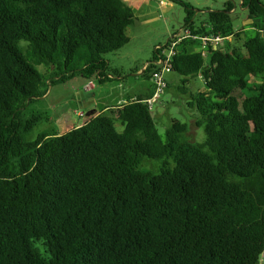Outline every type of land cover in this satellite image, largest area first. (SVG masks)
Segmentation results:
<instances>
[{
	"label": "trees",
	"instance_id": "16d2710c",
	"mask_svg": "<svg viewBox=\"0 0 264 264\" xmlns=\"http://www.w3.org/2000/svg\"><path fill=\"white\" fill-rule=\"evenodd\" d=\"M242 6L252 34L235 29L228 2L198 25L189 13L175 47L181 90L205 82L190 93L206 133L195 143L178 119L164 139L143 96L34 137L42 114L25 118L27 106L48 82L111 79L104 55L129 42L135 13L124 0H0V264H260L264 78L253 80L264 74V1ZM206 35L224 43L196 50ZM156 159L158 172L142 168Z\"/></svg>",
	"mask_w": 264,
	"mask_h": 264
},
{
	"label": "rangeland",
	"instance_id": "374dc122",
	"mask_svg": "<svg viewBox=\"0 0 264 264\" xmlns=\"http://www.w3.org/2000/svg\"><path fill=\"white\" fill-rule=\"evenodd\" d=\"M134 11L135 19L126 29L129 37L123 47L105 54L109 62L108 73L111 79L99 82L96 78L86 79L76 74L65 82H48L47 94L31 102L24 110V117L30 119L34 115L42 114L36 123L34 137L45 130L64 133L69 129L81 125L87 119L84 113L99 111L105 106H116L118 100L129 101L131 95L146 92L151 84L152 75L142 73L144 65L153 60L158 46H163L161 55L169 54L171 40L185 35L189 13H193L192 20L195 24L206 22L209 12L226 8V3L232 2L234 8L230 11L236 30L245 29L246 34L253 33L252 19L249 18L248 8L242 6L243 0H184L191 4L187 8L174 0H124ZM264 1V0H263ZM229 41H239L236 37L228 38ZM195 46L198 51L206 49L202 39ZM169 42V43H168ZM242 44V41H239ZM224 43L223 41L221 44ZM37 68L44 71V65ZM46 71V70H45ZM150 71L147 72L149 74ZM164 78L169 83L158 101L152 105L156 126L165 139L166 131L172 125L173 119L186 122L189 125V138L195 143H203L206 139L204 127L198 126L199 113L189 105L190 93L205 88L203 75L200 74L186 84L184 93L183 77L176 71H167ZM263 75L253 81H262ZM92 84L93 88H87ZM82 102L88 106L82 107ZM159 102V103H158ZM124 126L117 123V129L122 131ZM164 159L144 160L142 168L158 172ZM34 247L45 257L50 258L48 242L36 237L33 239ZM260 264H264V253Z\"/></svg>",
	"mask_w": 264,
	"mask_h": 264
},
{
	"label": "built area",
	"instance_id": "2783aa9c",
	"mask_svg": "<svg viewBox=\"0 0 264 264\" xmlns=\"http://www.w3.org/2000/svg\"><path fill=\"white\" fill-rule=\"evenodd\" d=\"M186 31L187 32L185 33L184 36L190 34V31L188 30ZM181 39L182 37L171 40L169 44V49H170L169 54H167L166 56L161 55V53H163L164 51L163 46H158V49L162 50V52L159 54V58L156 61H154L155 68L152 72V77L154 80L153 81V94L150 98L145 100L151 108H152L153 103L159 100V98L161 97V94L167 87V80L164 78V73L172 70L171 62L175 54V47L181 41ZM200 39H202L205 45H207L208 41H212L216 44V46L224 40V38L221 37L220 35H216V36L206 35V36L200 37ZM147 66L145 67V69L147 68Z\"/></svg>",
	"mask_w": 264,
	"mask_h": 264
},
{
	"label": "crops",
	"instance_id": "0c3cea01",
	"mask_svg": "<svg viewBox=\"0 0 264 264\" xmlns=\"http://www.w3.org/2000/svg\"><path fill=\"white\" fill-rule=\"evenodd\" d=\"M145 67H146V64L144 65V68H143L142 73H144V71H145ZM90 87L93 88L94 86H93L92 84H90V86L87 87V88H90ZM202 90H204V88H203ZM152 94H153V87H152V84H151L150 88H149L146 92H144V93H139V94L135 93V94L131 95V97H130L129 99H135V98H137L138 96H143V97H145V98L148 99L149 97L152 96ZM125 102H126V100H122L121 102H119V100H118V102H117L116 105H121V104H123V103H125ZM158 103H159V102H158ZM81 106H82V107H84V106H88V104L85 103V102H84V103L82 102ZM109 107H111V106H105L104 109H108ZM102 110H103V109H100L99 111L95 110V111H93V112H89V111H88V113H84V110H83V111H80V113H81L82 116H85V117L87 118L86 120H88L89 118H91V117L96 116L97 114H99ZM86 120H85V121H86Z\"/></svg>",
	"mask_w": 264,
	"mask_h": 264
}]
</instances>
